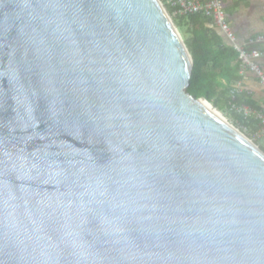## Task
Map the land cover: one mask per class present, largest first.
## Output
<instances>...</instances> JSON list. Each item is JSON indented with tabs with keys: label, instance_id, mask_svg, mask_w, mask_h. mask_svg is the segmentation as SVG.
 Returning a JSON list of instances; mask_svg holds the SVG:
<instances>
[{
	"label": "water",
	"instance_id": "water-1",
	"mask_svg": "<svg viewBox=\"0 0 264 264\" xmlns=\"http://www.w3.org/2000/svg\"><path fill=\"white\" fill-rule=\"evenodd\" d=\"M193 66L161 0H0V264H264V151Z\"/></svg>",
	"mask_w": 264,
	"mask_h": 264
},
{
	"label": "trees",
	"instance_id": "trees-1",
	"mask_svg": "<svg viewBox=\"0 0 264 264\" xmlns=\"http://www.w3.org/2000/svg\"><path fill=\"white\" fill-rule=\"evenodd\" d=\"M239 3L236 2L231 10H236ZM174 23L193 59V74L188 92L196 99L207 100L219 111L225 109L229 113L230 90L245 78L240 75L237 52L223 37V33L214 22L204 15L178 18L174 20ZM244 98V96L241 97L240 102ZM250 100L249 103L252 106L262 108L252 99ZM230 115L233 119L241 120L237 115ZM261 149L264 151V148L261 147Z\"/></svg>",
	"mask_w": 264,
	"mask_h": 264
},
{
	"label": "built area",
	"instance_id": "built-area-1",
	"mask_svg": "<svg viewBox=\"0 0 264 264\" xmlns=\"http://www.w3.org/2000/svg\"><path fill=\"white\" fill-rule=\"evenodd\" d=\"M161 3L173 22L178 18L196 15H204L210 18L237 52L240 62V75L254 74L264 87V69L259 63L260 60L264 59V35L250 39L248 44H242L233 30L226 11L225 0H161ZM243 96L245 98L240 102V98ZM250 99L251 92L244 81H240L230 90L228 110L230 114L241 118V120L231 118L232 123L239 126L237 130L251 143L261 148L260 142L264 141V108L252 106L249 103Z\"/></svg>",
	"mask_w": 264,
	"mask_h": 264
},
{
	"label": "crops",
	"instance_id": "crops-1",
	"mask_svg": "<svg viewBox=\"0 0 264 264\" xmlns=\"http://www.w3.org/2000/svg\"><path fill=\"white\" fill-rule=\"evenodd\" d=\"M239 3L235 10L232 6ZM225 7L239 41L248 44L250 39L264 35V0H225ZM264 69V59L260 60ZM244 83L251 92V99L259 107H264V87L251 73L246 74Z\"/></svg>",
	"mask_w": 264,
	"mask_h": 264
},
{
	"label": "bare ground",
	"instance_id": "bare-ground-1",
	"mask_svg": "<svg viewBox=\"0 0 264 264\" xmlns=\"http://www.w3.org/2000/svg\"><path fill=\"white\" fill-rule=\"evenodd\" d=\"M199 106H201L203 109L209 111L210 113L214 114L216 117L220 118L221 120H225L222 116V114L219 112L218 109L210 105V103L205 99L198 100ZM236 129V128H235ZM237 130V129H236ZM239 133H241L239 130H237ZM242 134V133H241ZM243 135V134H242ZM244 136V135H243Z\"/></svg>",
	"mask_w": 264,
	"mask_h": 264
},
{
	"label": "rangeland",
	"instance_id": "rangeland-1",
	"mask_svg": "<svg viewBox=\"0 0 264 264\" xmlns=\"http://www.w3.org/2000/svg\"><path fill=\"white\" fill-rule=\"evenodd\" d=\"M175 24V23H174ZM210 105H212L211 103H210ZM213 106V105H212ZM214 107V106H213ZM221 114H222V116H223V118L228 122V123H230L231 125L233 124L232 123V116L224 109L223 111H219ZM233 126L236 128V129H239V126H237L235 123L233 124ZM260 145H261V147L262 148H264V141H261L260 142Z\"/></svg>",
	"mask_w": 264,
	"mask_h": 264
}]
</instances>
